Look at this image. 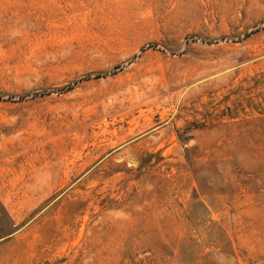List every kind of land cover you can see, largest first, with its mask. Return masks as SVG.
Here are the masks:
<instances>
[{"label":"rangeland","instance_id":"374dc122","mask_svg":"<svg viewBox=\"0 0 264 264\" xmlns=\"http://www.w3.org/2000/svg\"><path fill=\"white\" fill-rule=\"evenodd\" d=\"M0 264H264V0H0Z\"/></svg>","mask_w":264,"mask_h":264}]
</instances>
